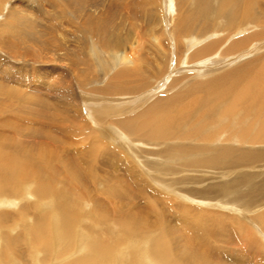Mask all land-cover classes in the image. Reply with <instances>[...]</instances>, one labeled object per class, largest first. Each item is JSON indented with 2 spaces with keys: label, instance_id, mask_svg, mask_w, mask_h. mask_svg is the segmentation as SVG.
<instances>
[{
  "label": "bare ground",
  "instance_id": "obj_1",
  "mask_svg": "<svg viewBox=\"0 0 264 264\" xmlns=\"http://www.w3.org/2000/svg\"><path fill=\"white\" fill-rule=\"evenodd\" d=\"M0 264H264V0H0Z\"/></svg>",
  "mask_w": 264,
  "mask_h": 264
},
{
  "label": "rangeland",
  "instance_id": "obj_2",
  "mask_svg": "<svg viewBox=\"0 0 264 264\" xmlns=\"http://www.w3.org/2000/svg\"><path fill=\"white\" fill-rule=\"evenodd\" d=\"M61 7H59V6H54V5H49V6H46V8H45V10H44V12H43V15H44V17H42V20H40V21H42V25H44V26H53V28H50V33L52 34L51 36L49 35V38H58L57 36H59V38H60V36H61V38L63 37V38H65L66 37V39H68V41H72V39H71V35L70 34H68V32L69 33H72V31H73V29L71 28L70 30H68V31H66V24H67V20H68V18H66V17H64L63 15H62V13H63V8H61ZM57 11V12H56ZM55 12V13H54ZM58 12H59V14L61 13V15H59L58 16ZM52 13V14H51ZM57 13V14H56ZM54 15V16H53ZM48 16H49V18H48ZM61 16H63L62 18H61ZM47 19H46V18ZM52 17H53V19H52ZM59 18H60V20H59ZM44 19V20H43ZM52 19V20H51ZM63 19V20H62ZM38 22H39V19H38ZM54 24H53V23ZM57 24V25H56ZM61 24V25H60ZM63 24H65V25H63ZM56 26H57V30H56ZM55 28V29H54ZM65 28V29H64ZM63 29V30H62ZM56 30V31H55ZM60 30H62V31H60ZM54 31V32H53ZM58 34H61V35H58ZM67 34H68V36H67ZM55 35H57V36H55ZM55 36V37H54ZM58 38V39H59ZM60 38V39H61ZM70 39V40H69ZM72 44V43H71ZM64 49V48H63ZM64 51L66 52V49H64ZM75 61H76V63L78 64V60H74V62H72V63H75ZM75 63V65H77ZM66 64V63H65ZM85 65H80V64H78L75 68H71L70 69V71L69 70H67V69H65V70H67V71H69L68 72V74L66 73V75L65 76H69L70 74H71V78H67V79H65L66 80V82H68V85H71V88L72 89H74L76 92L77 91H79V90H81V94H83V95H86L87 93H90V90L89 89H91V88H93V87H86V88H84V87H80V86H78V85H80V83H79V81L81 80V76H78V75H81V73H83V71H81V68H85L84 67ZM30 69H28V71H27V74H29L28 76H38V74H37V71H35V72H31V71H33V68L34 67H29ZM41 68H43V70H48V69H52V67H47V66H42ZM54 68H56V67H54ZM76 68H78L77 69V72L75 71L76 70ZM79 69H80V71L81 72H79ZM35 70V69H34ZM30 71V72H29ZM73 74V75H72ZM55 75V74H54ZM68 80V81H67ZM74 82V84H73V82ZM70 82H71V84H70ZM76 84V85H75ZM75 85V86H74ZM73 86V87H72ZM74 87H76V88H74ZM78 88V89H77ZM126 99H128L129 100V105H130V107H135V105H133L132 103H133V100H135L134 99V95L133 96H128V97H126ZM151 179H155L153 176H151ZM233 207V206H232ZM233 208H236V207H233ZM227 209H229V208H227ZM230 209H232V208H230Z\"/></svg>",
  "mask_w": 264,
  "mask_h": 264
}]
</instances>
